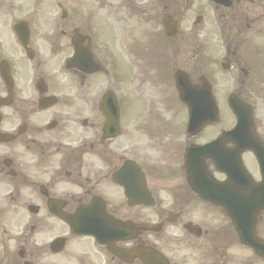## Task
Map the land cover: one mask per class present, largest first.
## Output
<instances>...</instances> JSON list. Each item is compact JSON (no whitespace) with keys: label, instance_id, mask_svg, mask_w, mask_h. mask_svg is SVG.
I'll return each mask as SVG.
<instances>
[{"label":"flooded vegetation","instance_id":"obj_1","mask_svg":"<svg viewBox=\"0 0 264 264\" xmlns=\"http://www.w3.org/2000/svg\"><path fill=\"white\" fill-rule=\"evenodd\" d=\"M12 6L29 39L24 48L15 32L14 41L0 36V264H264V251L240 243L230 215L260 200L245 196L262 180L253 153L240 157L252 179L221 189L231 202L237 196L248 203L218 207L189 190L180 157L188 141L165 135L162 116L145 115L130 93L119 99L118 125L107 124L100 110L118 83L111 50L137 42L136 61L147 62L153 52L146 44L161 34L166 13L179 32L160 37L159 57L167 54L162 65L155 62L160 70L206 75L244 101L250 102L244 92L253 91L264 105V0H13ZM74 42L111 68L68 70ZM256 127L264 142V115L256 116ZM128 130L135 156L132 135L123 137ZM208 169L214 182L228 183L227 173ZM240 218L254 219L251 228L264 241V209Z\"/></svg>","mask_w":264,"mask_h":264},{"label":"rangeland","instance_id":"obj_2","mask_svg":"<svg viewBox=\"0 0 264 264\" xmlns=\"http://www.w3.org/2000/svg\"><path fill=\"white\" fill-rule=\"evenodd\" d=\"M174 97V96H173ZM173 108H176L179 112L180 115H185L184 110L182 109L181 106H172ZM227 113H229L228 111H226Z\"/></svg>","mask_w":264,"mask_h":264},{"label":"water","instance_id":"obj_3","mask_svg":"<svg viewBox=\"0 0 264 264\" xmlns=\"http://www.w3.org/2000/svg\"><path fill=\"white\" fill-rule=\"evenodd\" d=\"M237 110V109H236ZM239 110H240V112H245V114L244 115H249V113L242 107H239Z\"/></svg>","mask_w":264,"mask_h":264}]
</instances>
